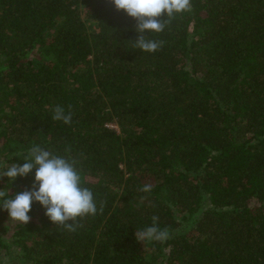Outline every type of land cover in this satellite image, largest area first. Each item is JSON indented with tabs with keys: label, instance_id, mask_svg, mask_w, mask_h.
I'll return each mask as SVG.
<instances>
[{
	"label": "trees",
	"instance_id": "obj_1",
	"mask_svg": "<svg viewBox=\"0 0 264 264\" xmlns=\"http://www.w3.org/2000/svg\"><path fill=\"white\" fill-rule=\"evenodd\" d=\"M191 5L150 53L111 0H0V165L70 157L98 209L73 232L33 202L0 228V264H264V0ZM153 215L170 238L137 241Z\"/></svg>",
	"mask_w": 264,
	"mask_h": 264
},
{
	"label": "clouds",
	"instance_id": "obj_2",
	"mask_svg": "<svg viewBox=\"0 0 264 264\" xmlns=\"http://www.w3.org/2000/svg\"><path fill=\"white\" fill-rule=\"evenodd\" d=\"M117 11L123 10L127 16L137 21L135 30L140 34L134 41V47L143 52H155L163 44L145 38V33L162 32L166 25L177 14L192 10L191 0H111ZM166 16V19L161 17ZM56 105L51 119L72 122V113ZM66 151H68L66 149ZM22 165H0L5 170L0 171V178L8 177L14 181L18 176L25 177L35 169L31 190L5 198L7 193L0 190V208L7 210L9 218L27 224L31 217L29 212L33 202H38L44 209L45 215L56 226H63L68 231H75L81 225L78 220L97 214V205L93 192L82 185V178L77 170L76 161L66 156H58L38 145L32 146L23 158ZM141 191L150 192L151 186L145 185ZM99 211H103L101 204ZM152 224L135 232L139 242L155 241L163 243L170 238L167 227H158L159 217H151Z\"/></svg>",
	"mask_w": 264,
	"mask_h": 264
},
{
	"label": "rangeland",
	"instance_id": "obj_3",
	"mask_svg": "<svg viewBox=\"0 0 264 264\" xmlns=\"http://www.w3.org/2000/svg\"><path fill=\"white\" fill-rule=\"evenodd\" d=\"M89 25L92 26V24H89ZM110 126L117 128L119 130V127L116 123H111ZM1 212L3 213L2 209H1ZM9 220H10L9 216H4L3 214L0 213V228H7ZM8 263H9L8 257H5L4 264H8Z\"/></svg>",
	"mask_w": 264,
	"mask_h": 264
}]
</instances>
